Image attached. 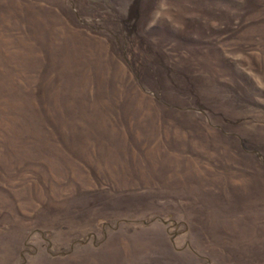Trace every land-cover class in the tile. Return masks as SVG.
<instances>
[{
  "label": "rangeland",
  "instance_id": "obj_1",
  "mask_svg": "<svg viewBox=\"0 0 264 264\" xmlns=\"http://www.w3.org/2000/svg\"><path fill=\"white\" fill-rule=\"evenodd\" d=\"M0 264H264V0H0Z\"/></svg>",
  "mask_w": 264,
  "mask_h": 264
}]
</instances>
